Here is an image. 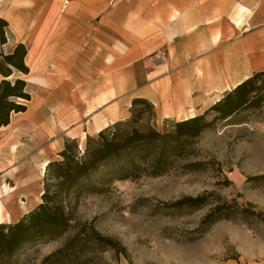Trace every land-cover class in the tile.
I'll return each instance as SVG.
<instances>
[{
    "label": "crops",
    "instance_id": "crops-1",
    "mask_svg": "<svg viewBox=\"0 0 264 264\" xmlns=\"http://www.w3.org/2000/svg\"><path fill=\"white\" fill-rule=\"evenodd\" d=\"M4 2L18 4L0 14L11 35L1 46L6 53L25 45L29 72L20 77L30 99L0 127V141L9 130L19 140L28 135L23 147L8 143L2 150L13 161L0 169L2 203L14 194L6 180L21 184L25 166L32 176L29 148L45 137L57 145L48 162L67 138L82 144L127 118L134 98L153 104L156 121L182 120L264 69V0Z\"/></svg>",
    "mask_w": 264,
    "mask_h": 264
},
{
    "label": "rangeland",
    "instance_id": "rangeland-1",
    "mask_svg": "<svg viewBox=\"0 0 264 264\" xmlns=\"http://www.w3.org/2000/svg\"><path fill=\"white\" fill-rule=\"evenodd\" d=\"M12 4L18 3H0V14L5 15ZM0 51L5 52L1 45ZM13 76L21 73L14 70ZM257 83H262L264 93V83ZM145 116L141 126L153 123L159 130L165 127L164 121L155 122L149 113ZM212 117L210 112L207 119ZM25 138L27 134L19 140L9 130L0 141L1 170L13 163L2 150L8 143L23 147ZM53 139L45 137L29 148L35 160L30 163L32 176L25 166L21 184L6 180V188L14 194L2 199L4 222L18 219L40 200L41 166L57 148L51 144ZM189 162L197 164L193 169L181 167ZM209 192L213 195L199 208L171 205L184 196ZM216 195L235 198L241 207L261 213L264 219V101L238 110L228 120H216L197 137L194 152L169 172L115 181L104 192L86 194L80 200L76 222H92L102 235L118 242V250L87 244L68 257L46 259L74 233L72 228L54 240L25 249L16 264H264V221L256 214L235 213L230 219L202 222Z\"/></svg>",
    "mask_w": 264,
    "mask_h": 264
},
{
    "label": "trees",
    "instance_id": "trees-1",
    "mask_svg": "<svg viewBox=\"0 0 264 264\" xmlns=\"http://www.w3.org/2000/svg\"><path fill=\"white\" fill-rule=\"evenodd\" d=\"M7 33L8 22L0 16V45L7 41ZM25 53L21 42L6 53L0 51V127L9 123L12 112L24 111L25 102L30 99L27 82L13 76L14 70L29 72L24 63ZM258 80L264 83V69L225 91L203 113L182 120L164 119L165 127L161 130L153 123L140 125L146 113L156 122V113L149 100L137 97L131 102L127 118L107 125L94 135H86L82 144L67 138L57 157L45 167L39 202L18 219L0 222V264H16L25 249L54 240L72 228L74 233L46 259L68 257L87 244L118 250V242L102 235L92 222H76L80 200L86 194L104 192L115 181L159 176L179 166L194 152L197 137L216 120H228L238 110L257 107L264 101L262 83L258 84ZM210 112L213 117L207 119ZM196 164L183 163L181 167L193 169ZM209 195L213 193L184 196L171 205L199 208L207 203ZM248 212L264 221L261 213L241 207L235 198L227 200L216 195L202 222L230 219L235 213Z\"/></svg>",
    "mask_w": 264,
    "mask_h": 264
},
{
    "label": "bare ground",
    "instance_id": "bare-ground-1",
    "mask_svg": "<svg viewBox=\"0 0 264 264\" xmlns=\"http://www.w3.org/2000/svg\"><path fill=\"white\" fill-rule=\"evenodd\" d=\"M47 163H48L47 161L42 163V166H41V167H42V172H44ZM9 198H10V197H9ZM3 214H4V205H3V203L0 201V222H4V220H3V218H2Z\"/></svg>",
    "mask_w": 264,
    "mask_h": 264
},
{
    "label": "built area",
    "instance_id": "built-area-1",
    "mask_svg": "<svg viewBox=\"0 0 264 264\" xmlns=\"http://www.w3.org/2000/svg\"><path fill=\"white\" fill-rule=\"evenodd\" d=\"M161 58H162L161 56H157L156 61H159Z\"/></svg>",
    "mask_w": 264,
    "mask_h": 264
}]
</instances>
